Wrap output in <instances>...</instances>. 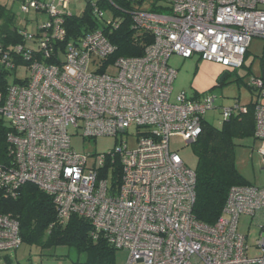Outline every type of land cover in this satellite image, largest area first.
<instances>
[{
  "label": "built area",
  "instance_id": "2783aa9c",
  "mask_svg": "<svg viewBox=\"0 0 264 264\" xmlns=\"http://www.w3.org/2000/svg\"><path fill=\"white\" fill-rule=\"evenodd\" d=\"M17 1L10 24L4 27L0 18V119L7 127L0 200L34 184L51 197L60 221L81 216L126 250L125 264H264V185L231 186L216 221L201 222L192 213L195 171L169 143L174 136L191 145L208 110L219 108L223 120L245 106H224L208 92L189 97L184 90L172 101L177 71L168 64L172 55L196 54L239 68L252 39H264V0H155L149 8L142 7L145 0H127L138 4L130 11L134 27L152 41L142 55L116 59L100 28L66 41L70 0ZM84 1L108 29L117 25L97 0ZM246 83L258 99L264 96L258 77ZM258 99L253 137L264 163V104ZM129 129L136 132L133 149L122 139ZM76 134L120 139L109 151L85 153L71 144ZM115 157L121 176L111 184ZM242 214L256 226L255 238L238 230ZM21 244L18 220L0 211V251Z\"/></svg>",
  "mask_w": 264,
  "mask_h": 264
},
{
  "label": "trees",
  "instance_id": "16d2710c",
  "mask_svg": "<svg viewBox=\"0 0 264 264\" xmlns=\"http://www.w3.org/2000/svg\"><path fill=\"white\" fill-rule=\"evenodd\" d=\"M97 1L102 9L112 12L111 17L118 19L117 25L108 29L95 19L90 6L85 4L81 15L76 16L71 12L64 17L66 41L100 28L115 47L111 59L142 55L152 37L150 33L139 32L134 27L130 13L134 8L132 4L127 0ZM0 18L4 21V27L10 24L12 18L9 10L1 4ZM259 65L260 75L256 77L262 81L264 89V55L260 57ZM255 102L251 99L250 103L243 104L245 111L223 119L219 127L204 119L200 134L191 144L196 156L192 213L201 222L212 224L216 221L231 186L249 184L235 167L234 148L236 139L253 136ZM6 133L7 127L0 119L1 163L7 161ZM118 163L119 159L115 157L109 169L111 184L120 181L121 168ZM0 211L10 213L18 220L22 243L40 248L66 246L69 252L74 253L72 264H114L117 249L94 231L87 219L73 214L67 220L60 221L51 197L32 183L23 184L15 198L1 199Z\"/></svg>",
  "mask_w": 264,
  "mask_h": 264
},
{
  "label": "rangeland",
  "instance_id": "374dc122",
  "mask_svg": "<svg viewBox=\"0 0 264 264\" xmlns=\"http://www.w3.org/2000/svg\"><path fill=\"white\" fill-rule=\"evenodd\" d=\"M155 0H145L142 7L149 8ZM17 0H0V4H6L17 12ZM159 4L160 1L158 2ZM83 6V7H82ZM85 6L84 0H78L77 3L69 5L72 13L79 16L83 13ZM133 7L138 6L132 3ZM112 12L105 10V16L111 17ZM19 24L22 25L23 17L19 16ZM29 19L34 17L33 13L26 15ZM46 18L45 15H41ZM28 29L33 30L35 25ZM264 55V39L253 38L248 51L244 57L243 66L239 68H225L222 65L201 59L198 55L189 58H182L178 55H172L168 64L176 69V77L173 83L172 101L174 96L184 90L189 97L199 96L204 93H212L218 96L217 103L224 106H231L236 101L240 104H248L251 99L257 101V92L249 89L246 85L253 75H260V57ZM223 71L228 72V76L223 83L218 84V79ZM258 101L264 104V96L259 97ZM205 121L213 126L221 125V116L219 108L208 110L204 115ZM75 129L70 128L69 133ZM134 129H129L127 133L122 134V139L126 141L128 149H133L137 144V137ZM120 134L114 136H98L92 139H83L80 135L71 136V144L76 151L85 153L99 154L113 149L118 144ZM234 164L237 171L243 176L247 183L257 186L264 185V163L260 153L261 143L253 136H244L235 140ZM170 148L181 156L183 162L191 169H195L196 156L192 151L191 145L182 144L178 137L172 136L169 140ZM250 216L242 214L238 221V230L242 233H248V237H256V226L250 224ZM127 251L117 249L115 251L114 264H125ZM73 252H69L66 246H52L40 248L37 245L22 243L17 249L9 251H0V264H72Z\"/></svg>",
  "mask_w": 264,
  "mask_h": 264
},
{
  "label": "water",
  "instance_id": "95a60500",
  "mask_svg": "<svg viewBox=\"0 0 264 264\" xmlns=\"http://www.w3.org/2000/svg\"><path fill=\"white\" fill-rule=\"evenodd\" d=\"M227 76H228V72L223 71L218 79V84H221Z\"/></svg>",
  "mask_w": 264,
  "mask_h": 264
},
{
  "label": "crops",
  "instance_id": "0c3cea01",
  "mask_svg": "<svg viewBox=\"0 0 264 264\" xmlns=\"http://www.w3.org/2000/svg\"><path fill=\"white\" fill-rule=\"evenodd\" d=\"M72 1H73V3L75 2V3H77V1L78 0H70V4L69 5H71V3H72ZM1 5H3L4 6V8L6 9V10H9V11H11L12 9L11 8H8V6H6V4L4 5V4H1ZM83 7V6H82ZM85 7V6H84ZM84 9V8H83ZM71 10V9H70ZM12 11H14V10H12ZM15 12V11H14ZM71 12H72V10H71Z\"/></svg>",
  "mask_w": 264,
  "mask_h": 264
}]
</instances>
